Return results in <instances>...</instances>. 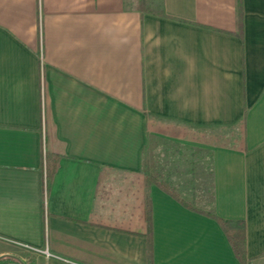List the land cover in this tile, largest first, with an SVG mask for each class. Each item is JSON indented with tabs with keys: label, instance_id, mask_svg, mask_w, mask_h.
Wrapping results in <instances>:
<instances>
[{
	"label": "crops",
	"instance_id": "crops-1",
	"mask_svg": "<svg viewBox=\"0 0 264 264\" xmlns=\"http://www.w3.org/2000/svg\"><path fill=\"white\" fill-rule=\"evenodd\" d=\"M148 200L152 264H264V0H0V264H148Z\"/></svg>",
	"mask_w": 264,
	"mask_h": 264
},
{
	"label": "trees",
	"instance_id": "trees-1",
	"mask_svg": "<svg viewBox=\"0 0 264 264\" xmlns=\"http://www.w3.org/2000/svg\"><path fill=\"white\" fill-rule=\"evenodd\" d=\"M238 11H239V17H240L241 10L238 9ZM240 24L241 23L239 19V25ZM144 174L149 182H154L158 186L163 188L164 190L170 192L168 189L167 183L163 179V175L159 171H153V170L149 171L148 170V171H144ZM149 211H150V206H149V200H148V212H147L148 227H147L146 232L143 234L147 238L148 264H152V228H151V218H150ZM209 215L212 218H214L225 231L229 239V242L231 244V247L236 257L241 261V264H248V261L246 260V254H245V234H244V230H243L244 227H243L242 222L223 219L217 216L213 211H211Z\"/></svg>",
	"mask_w": 264,
	"mask_h": 264
},
{
	"label": "built area",
	"instance_id": "built-area-1",
	"mask_svg": "<svg viewBox=\"0 0 264 264\" xmlns=\"http://www.w3.org/2000/svg\"><path fill=\"white\" fill-rule=\"evenodd\" d=\"M15 244H19L21 246H24L25 248L27 249H30L32 250L33 252H36V253H39V254H43L45 255L46 257H54L55 255H53L52 253H50L47 249H37L35 247H32V246H29V245H25V244H22V243H17V242H14ZM57 257V256H56ZM59 258V257H57Z\"/></svg>",
	"mask_w": 264,
	"mask_h": 264
}]
</instances>
